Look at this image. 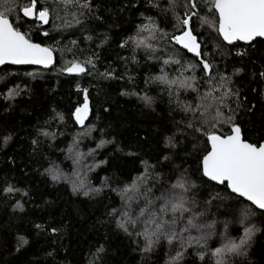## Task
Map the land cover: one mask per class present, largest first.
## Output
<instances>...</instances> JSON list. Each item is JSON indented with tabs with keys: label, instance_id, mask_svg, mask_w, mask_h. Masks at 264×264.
<instances>
[{
	"label": "trees",
	"instance_id": "obj_1",
	"mask_svg": "<svg viewBox=\"0 0 264 264\" xmlns=\"http://www.w3.org/2000/svg\"><path fill=\"white\" fill-rule=\"evenodd\" d=\"M28 2L16 0L10 19L33 43L52 49L56 64L49 71L0 70V264H216L215 249L242 236L245 211L244 225L254 235L244 254L231 255L227 264H264V211L202 171L212 132L228 135L235 124L246 141L264 142V40L227 46L211 23L217 14L207 0H196L195 9L189 0H37L38 11L50 12L46 28L23 17ZM192 11L198 13L191 29L200 58L172 39L185 30L177 17ZM146 25H155L154 34L142 30ZM202 60L212 66L211 84ZM71 62L87 73L68 77ZM189 64L194 70H185ZM193 74L197 91L157 79ZM229 89L235 95L220 108L232 123L212 127L184 108H195L210 90L220 97ZM85 94L91 117L80 125L75 110ZM178 180L188 187L189 211L176 214L177 232L189 219L205 227L183 232V243L152 237L151 247L142 234L147 214L127 231L120 227L125 211L137 219L146 198L158 212L162 193L182 191L172 188ZM134 183L139 192L126 197ZM207 233L201 243L187 242Z\"/></svg>",
	"mask_w": 264,
	"mask_h": 264
},
{
	"label": "snow or ice",
	"instance_id": "obj_2",
	"mask_svg": "<svg viewBox=\"0 0 264 264\" xmlns=\"http://www.w3.org/2000/svg\"><path fill=\"white\" fill-rule=\"evenodd\" d=\"M62 4L68 5L78 3V0H60ZM210 4L209 11L215 10L217 19L211 23L216 28V31L222 36L224 41L232 44L236 41L252 42L257 38H264V0H207ZM193 9L196 8V0H189ZM16 0H0V65L11 63L16 65L23 64H37L48 66L53 62V50L48 47H43L40 44L33 43L27 34L21 32L14 26L10 19L11 13L14 11L13 5ZM87 7V4L82 5ZM21 11L25 17H33L47 24L49 21V9L47 7L37 10V0H29V2L21 6ZM198 15L196 11L190 14L185 13V18L177 17L178 27L185 28L182 34L175 35L172 39L189 52L196 56H201L200 43L197 37L193 34L190 26V21L193 16ZM204 23H209L208 18H204ZM142 30H150L153 34L156 31L155 25L144 26ZM47 35V33H44ZM154 38V37H153ZM143 40H138L137 44H143ZM152 47L151 45H146ZM180 63L178 60H168L165 63ZM203 69L209 75V84H211V68L212 66L207 60H202ZM196 66L189 64L187 70H194ZM68 72H84L85 68L82 64L71 62L66 69ZM182 75V74H181ZM264 76V72L261 73ZM164 83L171 85L178 84L180 88L191 89L197 91L195 84L196 77L193 74L183 79L177 77L173 80H168L167 75L157 77ZM222 87H226L225 78L221 77ZM13 93H10L11 97ZM229 95H235L229 89L220 97L213 95V91L206 92L200 99L201 103L193 108L191 105H185L186 111H191L193 114L199 112L204 118L203 123L210 124L215 127L216 123L227 122L232 123L234 117H225L224 112L221 111L220 106L224 104V99ZM147 99V97H145ZM85 103L82 107L75 110V119L81 125L84 124L87 114L89 112V105L87 103V95L85 94ZM208 101V103H205ZM229 111L231 109L229 108ZM62 118V117H61ZM191 126V125H189ZM47 135V133H45ZM208 139L211 142V150L202 159V171L204 176L212 181L220 184L227 182V186L233 193L239 194L247 201H250L257 208L264 210V143L257 144L250 143L243 139L241 128L238 125L232 124L230 134L217 135L215 132L208 134ZM105 142L101 141V145ZM59 175L53 170V179H58ZM79 187H84L83 181L80 182ZM173 189L182 190L180 193H167L158 198L163 203L159 211L153 209L154 201L146 198L145 207L141 208L137 219H133L130 212L125 211L123 221L120 227L127 231L126 225L131 223L135 225L139 217L147 218L143 221L145 224L144 232L145 239L148 246L151 247L153 243L152 237L159 238L164 235L169 242L176 239H182V233L189 231L190 228H201L204 225H197L192 219L187 221V226L183 227L180 232H177V213L183 216V213L189 211L186 197L183 193L188 191L183 180H178L172 186ZM8 191H13L9 188ZM139 192V185L133 184L130 188L124 190L127 197L128 192ZM87 194V193H85ZM129 200L132 197H128ZM172 214L171 219H167L168 214ZM243 218L240 221L243 226V234L239 240L229 239L222 247L216 248L214 255L217 258L216 264H227V258L231 255H243L246 246L249 244L254 235V228L244 225V220L247 219L248 213L245 211ZM154 225V229L149 231L148 226ZM39 227V226H38ZM207 227H212L207 225ZM210 233L202 235L199 238L188 237L187 242L201 243ZM21 242L23 238H21ZM181 253H177L176 259L180 258Z\"/></svg>",
	"mask_w": 264,
	"mask_h": 264
},
{
	"label": "water",
	"instance_id": "obj_3",
	"mask_svg": "<svg viewBox=\"0 0 264 264\" xmlns=\"http://www.w3.org/2000/svg\"><path fill=\"white\" fill-rule=\"evenodd\" d=\"M26 20H28V21H34V20H36L37 22H39L44 28H46V27H48L49 26V24H50V21H51V19H50V15H49V21H48V23L47 24H44L42 21H39L38 19H35V18H33V17H25V16H23ZM190 26H191V21H190ZM220 37H221V39H222V41L227 45V46H234L235 44H237V43H241V44H250V43H252V42H254V41H252V42H250V43H248V42H244V41H236V42H234V43H232V44H229L227 41H224L223 40V38H222V36L220 35ZM257 39H262V40H264V38H257ZM256 39V40H257ZM197 40H198V38H197ZM198 42H199V40H198ZM174 43H175V45L177 46V47H179L181 50H183V51H185V52H187L188 54H190V55H192V56H194V57H196V58H200V57H198V56H196L194 53H191V52H189L187 49H185V48H183L181 45H179V44H177L175 41H174ZM42 46V45H41ZM200 46H201V44H200ZM44 47V46H43ZM200 51H201V53H202V46L200 47ZM55 64H56V56H55V54L53 53V62L51 63V64H49L48 66H45V65H37V64H23V65H16V64H11V63H5V64H3V65H0V70L2 69V68H4V67H6V66H11V67H16V68H22V67H32V68H39V69H42V70H46V71H49V70H51L54 66H55ZM84 67V66H83ZM85 68V67H84ZM87 73V69L85 68V71L84 72H79V73H77V72H66V75L68 76V77H75V78H77V77H82L83 75H85ZM87 103H88V105H89V101H87ZM90 117H91V109H90V105H89V112H88V114H87V118L85 119V121H84V124L83 125H85L86 123H88L89 122V120H90ZM77 122V121H76ZM78 123V122H77ZM78 124H80V123H78ZM81 125V124H80ZM243 137V136H242ZM264 143V142H263ZM210 148H211V142H210ZM211 150V149H210ZM206 177V176H205ZM209 181H211V182H213V183H215V184H217V185H219V186H223V185H225V184H227V182H225L224 184H220V183H218V182H216V181H212V180H210L208 177H206ZM230 189V188H229ZM231 190V189H230ZM232 192V191H231ZM233 193V192H232ZM235 195H237V196H239V194H237V193H234ZM240 197V196H239ZM241 198H243V199H245L246 201H247V199L246 198H244V197H241ZM247 202H249L250 204H252L250 201H247ZM253 205V204H252ZM255 206V205H254ZM256 207V206H255ZM259 209V208H258ZM259 210H261V209H259ZM261 211H264V210H261Z\"/></svg>",
	"mask_w": 264,
	"mask_h": 264
}]
</instances>
